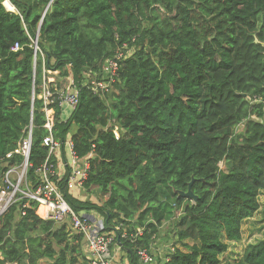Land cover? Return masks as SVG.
Here are the masks:
<instances>
[{"label": "trees", "instance_id": "obj_1", "mask_svg": "<svg viewBox=\"0 0 264 264\" xmlns=\"http://www.w3.org/2000/svg\"><path fill=\"white\" fill-rule=\"evenodd\" d=\"M4 1L0 171L22 162L5 155L32 122L27 183L39 184L45 137L60 146L52 169L70 142L87 178L73 192L67 173L54 180L77 215L96 214L115 235V264H144L137 251L168 238L153 264H264V238L220 260L264 196V102H251L264 100V0H8L13 12ZM43 83L54 94L50 132ZM69 93L74 109L62 103ZM191 179L195 202L177 195ZM92 188L106 199L85 198ZM36 207L18 197L0 218V264H91L84 236Z\"/></svg>", "mask_w": 264, "mask_h": 264}, {"label": "built area", "instance_id": "obj_2", "mask_svg": "<svg viewBox=\"0 0 264 264\" xmlns=\"http://www.w3.org/2000/svg\"><path fill=\"white\" fill-rule=\"evenodd\" d=\"M18 49V44L12 47V51H17ZM96 86L104 88L102 85ZM53 96V92L43 83L42 91L37 98L42 100V112L46 119L43 127L48 132L51 131L54 120L53 112L49 109V106L53 103ZM34 98L33 94L32 104L34 103ZM62 103L74 109L78 103V94H66ZM32 128L31 123L26 128L17 148L5 155L6 159H11L14 154H19L23 157V160L20 164L4 166L5 169L0 171V216L17 201L18 197L33 201L37 204L36 214L40 218L53 220L58 224L69 221L73 230L84 236L88 245L91 264H112L108 255V247L113 241V236L110 233L109 235L102 234L99 229H95L88 219L77 215L64 199L62 192L58 189L54 180H59L61 176L67 173V189L69 192H73L75 189L80 188L87 177L88 163L81 162L76 157L70 142L66 144L70 152L67 156L68 160H61L59 157L57 167L52 169L49 163V155L54 151H58L60 146L50 134L45 137L42 144L47 148L49 155L44 163L36 169L35 173L39 179V184L36 187H30L27 183L26 174L30 167L29 156L32 142ZM114 135L118 137L116 131H114ZM57 175H59L58 179ZM137 254L144 264H150L153 261L145 250H138Z\"/></svg>", "mask_w": 264, "mask_h": 264}, {"label": "rangeland", "instance_id": "obj_3", "mask_svg": "<svg viewBox=\"0 0 264 264\" xmlns=\"http://www.w3.org/2000/svg\"><path fill=\"white\" fill-rule=\"evenodd\" d=\"M7 4V3H6ZM8 9H11L8 6ZM219 167L222 169L227 170V167L224 166V168L222 167V164H219ZM79 190V189H78ZM78 190H76L73 194L74 195H78ZM83 194L85 195V198H91L93 199H97L99 197H101L102 199H100V201H104L106 199V197H102L100 195V192H98V190L96 188H92V196L86 195V193L83 192ZM81 196V195H80ZM82 197V196H81ZM83 198V197H82ZM259 202H260V209L258 210V212L250 219L246 220L244 222V224L242 225V228L240 229L242 231V238L241 241L238 243H229V248L227 250V252L223 255H221L220 260L222 262H224L225 260H237L239 258L240 255H242L245 247L248 244H253L261 239L264 238V196L261 195L259 198ZM176 215V213H175ZM87 218L90 219L94 224L95 229H98L100 227L99 223H96L98 220L97 215H87ZM170 230V227L168 226V224H166L164 226V228L162 229V233L163 234H167V231ZM165 245L170 246V240L168 238V240L166 242H164L162 239L156 241L155 244H153L152 246V251L150 254L152 256V258H154V260H161L163 259L162 257L164 256V253L162 252V249L165 247ZM120 256L121 254L116 250L115 251V259L121 263L120 261ZM40 264H47L46 262H42Z\"/></svg>", "mask_w": 264, "mask_h": 264}, {"label": "clouds", "instance_id": "obj_4", "mask_svg": "<svg viewBox=\"0 0 264 264\" xmlns=\"http://www.w3.org/2000/svg\"><path fill=\"white\" fill-rule=\"evenodd\" d=\"M6 3H8L9 5H10V3H9V1H7V0H5L4 2H3V6H4V8L7 10V11H9L8 9H7V7H6ZM13 8V7H12ZM14 11V8L12 9V10H10V12H13ZM49 71H47V73H48ZM71 80V79H70ZM70 80H69V82H70ZM48 82V81H47ZM49 83V82H48ZM34 94V91H32V95ZM39 95V94H38ZM37 95V96H38ZM34 96H35V94H34ZM34 100H35V98H34ZM31 102H32V96H31ZM251 102L252 103H259V102H264V100L262 99V98H254V99H252L251 100ZM34 104V103H33ZM32 122H30V124H31ZM239 128H241V127H239ZM114 130H113V133H114V131H116L117 132V129H116V127H114L113 128ZM117 134H118V132H117ZM116 137V136H115ZM22 139V138H21ZM20 142V141H19ZM18 142V143H19ZM17 146H18V144H17ZM17 146H16V148H17ZM15 148V149H16ZM22 160H23V157H22ZM88 166H89V164H88ZM89 170V169H88ZM87 178V177H86ZM178 195V194H177ZM179 196V195H178ZM191 201H193L192 199H190ZM16 202V201H15ZM14 202V203H15ZM193 202H195V201H193ZM13 203V204H14ZM12 204V205H13ZM11 205V206H12ZM10 206V207H11ZM9 207V208H10ZM36 210H35V214H36V211H37V207L35 208ZM7 210H8V208H7ZM39 211V210H38ZM5 212H7V211H5ZM5 214V213H4ZM4 214H2L1 216H0V218L4 215ZM179 213H176V216L178 215ZM37 215V214H36ZM38 216V215H37ZM80 216V215H79ZM39 217V216H38ZM80 217H83V218H86V219H88L87 218V216H80ZM40 218V217H39ZM42 219V218H41ZM98 221L96 222V223H99L100 224V227L98 228L100 231H101V233L103 234V232H102V230H103V223H104V221H103V219L102 218H100V217H98L97 216V218H96ZM43 220H49V219H43ZM89 221H90V223H92V225H94L95 223H93L90 219H88ZM53 221V220H52ZM56 223V222H55ZM141 230L140 229H138L136 232L138 233V235H140L141 234V232H140ZM110 235H112L113 237L115 236L114 234H110ZM110 247V246H109ZM109 247H108V255H109V259L111 260V263L112 264H115V261L113 262V256H110V254H109ZM142 250V249H141ZM88 252H89V250H88ZM138 252V251H137ZM148 253V252H147ZM149 254V253H148ZM150 255V254H149ZM137 256H138V254H137ZM151 256V255H150ZM89 257H90V254H89ZM151 258H152V256H151ZM152 260L154 261V258H152ZM141 261V260H140ZM153 261L150 263V264H153ZM142 262V261H141ZM143 263V262H142Z\"/></svg>", "mask_w": 264, "mask_h": 264}, {"label": "water", "instance_id": "obj_5", "mask_svg": "<svg viewBox=\"0 0 264 264\" xmlns=\"http://www.w3.org/2000/svg\"><path fill=\"white\" fill-rule=\"evenodd\" d=\"M10 11V10H9ZM194 182V179H191L189 185H188V190L187 192H180V191H177V194L179 196H181L182 198H187V199H192L193 201H196L197 200V196L194 195L191 191V185L193 184Z\"/></svg>", "mask_w": 264, "mask_h": 264}, {"label": "crops", "instance_id": "obj_6", "mask_svg": "<svg viewBox=\"0 0 264 264\" xmlns=\"http://www.w3.org/2000/svg\"><path fill=\"white\" fill-rule=\"evenodd\" d=\"M56 75V72H48V82L49 83H52V82H54V77L53 76H55ZM42 262H45V261H42Z\"/></svg>", "mask_w": 264, "mask_h": 264}, {"label": "bare ground", "instance_id": "obj_7", "mask_svg": "<svg viewBox=\"0 0 264 264\" xmlns=\"http://www.w3.org/2000/svg\"><path fill=\"white\" fill-rule=\"evenodd\" d=\"M8 6H9L11 9H8ZM6 7H7L8 10H12V9H13L12 6L9 5L8 3L6 4Z\"/></svg>", "mask_w": 264, "mask_h": 264}]
</instances>
